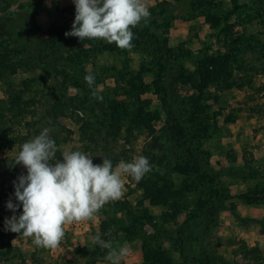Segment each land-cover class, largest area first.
Instances as JSON below:
<instances>
[{
	"label": "rangeland",
	"instance_id": "1",
	"mask_svg": "<svg viewBox=\"0 0 264 264\" xmlns=\"http://www.w3.org/2000/svg\"><path fill=\"white\" fill-rule=\"evenodd\" d=\"M8 1L9 7L1 11L0 16L18 15L22 19L23 15H27L31 25L37 29L36 33L48 35L54 25L71 30L75 18L73 0ZM254 1L147 0L151 17L135 29H150L168 43L171 54L165 79L167 106H164L163 97L153 85L155 68L151 41L132 42L133 47L128 50L117 47L114 51H107L101 48L103 44H109L104 40H79L80 46L89 51L87 58L81 54L75 59L79 63L74 68L75 73L95 75L94 87L100 90L102 102L91 96L92 89L84 79L77 88L61 73L56 77L54 69H51L50 75L39 67L11 78L17 89H25V100L34 96L36 100L40 99L37 107L41 114H46L55 104L69 103L66 104V112H61L58 106L55 112L50 110L47 122L36 124L41 131L50 129V136L56 134L64 139L69 135L68 141L58 145L61 151H82L92 157L94 164H101L103 158L112 157H118L115 165L121 160L131 162L140 155L147 157L150 163L153 156L158 160L163 158L162 164L154 165L163 173L161 178H164V184L171 187L174 199L170 201L172 206L170 203L152 204L143 197L141 180L137 182L131 176H125L124 195L118 201L128 202L138 215H141L140 209L147 208L150 218L140 216L142 220H137L135 216H126L125 212L114 214L108 203L92 221L66 226L65 239L59 248L37 247L32 238L5 229V218L13 214L19 216L7 210L10 199L16 203L14 178L3 174L5 169L13 166L21 149L22 145H15L0 152V264H110L106 259L108 249L94 245L91 237L100 233L101 224L112 218L118 227L123 224L132 227L137 221L136 231H141L142 227L148 233V245L163 251L166 255L164 263L167 264H203L194 258L206 257L211 259L210 264H264V230L260 223L253 221L264 218V205H248L238 198L241 193L251 192L250 189L256 185L264 186V72L255 73L253 70L255 58L260 57L264 62V24L259 16V12L260 15L264 13V0ZM248 2L250 6L241 8ZM230 30L235 37L243 35L240 45L246 49L242 64L244 71L234 63V78L253 76L254 87L245 85L243 88L222 90L213 83L201 94L191 82L178 79L184 73L194 74L198 80L197 70L203 66L206 56L230 53L231 45L225 38ZM5 31L4 27L0 28V43L4 40L2 32ZM54 63L70 69L73 62L57 58ZM129 79L144 81L147 90L139 98L126 94ZM6 87L0 82V97H6ZM113 99L126 103L130 110L142 108L146 121L133 122L131 117L125 118L120 123L117 140L111 143V154L106 150L93 156L86 149L87 141L83 140L80 131L82 121L77 122L76 114L93 122L98 120L100 123L105 118L112 121L109 106ZM199 106H203L204 110H199ZM169 110L173 113L171 119ZM192 115L204 120L205 124L198 126L189 120ZM229 115H235L234 122L228 120ZM37 118L28 117L27 120L36 121ZM177 120L185 126L189 144L199 151L203 167L217 171L234 169V174L220 177V184L222 194L230 196L226 205L235 204L242 218H237L229 209L209 207L201 217L191 221L188 229L182 226L189 213L196 209L197 200L203 197L206 188H197L192 183L193 166H187L188 158L185 160L181 148L182 138L171 127ZM24 122L16 120L11 123L14 135L35 133V128H27ZM204 127H209V130L204 132ZM196 133L198 140H194ZM180 163L187 170L179 168ZM14 167L16 177L21 175L20 172L27 174L22 165ZM249 167L256 170L254 174L249 172ZM111 241L113 247L119 242V245L127 243L130 248V254L122 258L121 264L152 263L144 257L141 238L126 239L120 232L119 237Z\"/></svg>",
	"mask_w": 264,
	"mask_h": 264
},
{
	"label": "trees",
	"instance_id": "2",
	"mask_svg": "<svg viewBox=\"0 0 264 264\" xmlns=\"http://www.w3.org/2000/svg\"><path fill=\"white\" fill-rule=\"evenodd\" d=\"M252 1L254 0H251V2ZM9 4L10 2L8 0H0V12L8 8ZM249 4L250 3L248 2L247 5L241 8H246L247 6H250ZM259 16L264 24V13L263 15H260L259 12ZM3 27L6 31L2 32L4 40L0 43V82H3L7 85V87L4 89L6 97H0V152L10 150L15 145L21 146L23 143L31 140L33 136L35 137L39 135L41 127H36V124H43L47 122L46 118L51 114L50 110L55 112L58 106H60L61 112H66V104H69L68 102L63 101L59 104H55L52 109H48L46 114H41L38 112L37 107V103L40 99L36 100V96H34L33 99L25 100L23 97L25 89H17L14 86L13 79L11 78L18 75L20 72H31L36 68L41 67L45 69L49 75L52 72L51 69H54V71L57 72L55 73L56 77L61 73L69 80L70 84L72 83L78 88L80 84L82 85L86 73L83 72L81 75H77L75 73L76 70H74V68L76 69L79 65L78 61L75 59L80 57L81 54H84L83 56L87 58V51H89L88 49L80 46L78 38L72 36L66 37L64 35L65 32L70 31L66 27H58L54 25L53 30L48 35L36 33L37 29L31 25L30 18L27 15H23L22 19L21 17L19 18L18 15L0 16V28L2 29ZM132 31L134 33V39L132 42L138 41L145 43L147 41H151L153 44V68H155V79L153 80V85L155 91L163 97L164 106H167L168 98L165 89V79L171 54L168 43L165 39L161 40L158 34L154 31L151 32L150 29H148V31H142L133 28ZM232 32L233 31L230 30L225 34L226 40H229L231 45L229 49L230 53L206 56L203 60V66L199 67L197 70V73L199 74L198 80L194 74L186 75L184 73H181L178 79L182 78L184 82H191L195 88L200 90L201 94H203L213 83H216V86H219L222 90L231 89L233 87L243 88L245 85H248L251 88L254 87L253 76H248L246 78L241 77L239 79L234 78L235 64L237 68L244 71L245 67L242 64L244 63L243 60L246 49L240 45L241 40L244 38L243 35L235 37ZM101 48L102 50L114 51L117 46L114 43L103 44ZM242 48L244 49L243 51H241ZM254 52L257 53L256 50H254ZM262 57H264V54ZM57 58H67L72 61L73 63L71 68L67 69L56 65L54 60ZM239 60H241L240 63ZM255 60V67H253L255 73H259V71L264 72V62H261L262 59L257 57ZM49 62L52 63V65H50ZM139 80L140 81L136 82L129 79V85L126 88L127 95L138 96L139 98L140 95L146 92L147 87L144 81L141 79ZM24 84H26V82ZM259 90H261V88ZM109 108L111 109V113L113 115L112 121L105 118L104 121H101L100 123L98 120L93 122L88 119H83L79 116V114H76L78 118L76 119L77 122L82 121L80 131L83 140L87 141L86 149L90 150L93 156L98 154L99 151L105 152L106 150L109 154H111V143L117 140L121 131L120 123L125 118L127 119L128 117H131V121L133 122H135V120L140 122L146 121V118L143 116L142 108H138L137 111H135V109L130 110L126 103L114 99L111 101ZM199 110H204L203 106H199ZM172 114V111L169 110L170 119ZM36 116H38L36 121L27 120L28 117L34 118ZM229 116L228 120H233L231 122H234L235 115ZM16 120H19V122L25 121L24 125L26 124L27 128L28 126L32 129L35 128V133L32 134L29 132L26 135H14L11 123ZM189 120L195 122L198 126L205 124L204 120L199 119L197 116L192 115ZM171 127L174 129L175 133L182 138L181 148L183 150L185 160L188 158L187 166H193L192 171L194 172V178L192 179V183L195 184L197 188H206V192L203 194V197L197 200L196 209L189 213L182 226L188 229L191 225V221L201 217L209 207H216L222 210L229 209L237 218H242L238 213L235 204L230 206L226 205V201L230 198V196L222 194L223 191L220 184V177L223 174H234V169L228 168L227 170L222 169L217 171L212 168L203 167L199 159V151L194 149L189 144V140L186 137L187 133L185 126L177 120V122L171 125ZM204 128H206V131L204 132H207V129L209 130V127ZM194 137V140H198L197 138H199V135H194ZM51 138L55 140L58 146L61 142L68 141L69 135L67 134L64 139H60L56 134H54ZM58 149L59 151L57 152V157L58 159H62V157H60L62 151L60 148ZM155 158V156L151 158L152 161L150 164L152 165V170L149 172V175L144 176L140 181V187H142L144 191L143 197L144 199L149 200L152 204L170 203V201L174 199L172 198L171 187L164 184V178H161L163 173L161 174L160 170L154 165L155 163L158 165L162 164L163 158H160L159 160ZM108 159L112 161L113 166L118 161V157ZM1 161L2 159H0V162ZM179 168L187 170V168H185L181 163ZM255 171L256 170L254 168L249 167L250 173L254 174ZM15 172L16 168L11 165L4 170L3 174L13 176L15 181V179H17ZM19 174H22V172ZM162 179L163 183L160 184ZM250 191L251 192L241 193L238 198L244 200V202L248 205H264V195H262L264 194V186L256 185L254 188L250 189ZM259 194H261V196ZM176 200L175 204H178ZM141 202L143 203V201ZM109 205L112 208V213L114 214L125 212L126 216H130L131 218L132 216H135L137 220H140L141 217L143 219L150 218L148 209L144 207L140 209L141 215H138L132 211L128 202L114 201L110 202ZM170 205L172 206V202ZM7 210L13 213L8 208ZM15 213L20 215L22 213V206L17 209ZM253 221L260 223L264 230V218ZM137 226L138 222L136 221L132 227L128 224H123L118 227L116 223L113 222L112 218L101 224V238L105 241H109L114 238L116 239L119 237L120 232L124 234L126 239L141 238L143 241L142 246L145 259H150L152 262L151 264H167L164 263L166 255L163 251L152 249V246L148 245L150 236H148L146 231L142 230V227L141 231H136ZM0 247H2V244H0ZM194 260H196V262H203V264L211 263V259L209 257H206L205 259L194 258Z\"/></svg>",
	"mask_w": 264,
	"mask_h": 264
},
{
	"label": "clouds",
	"instance_id": "3",
	"mask_svg": "<svg viewBox=\"0 0 264 264\" xmlns=\"http://www.w3.org/2000/svg\"><path fill=\"white\" fill-rule=\"evenodd\" d=\"M75 18L65 36L81 41L104 40L128 50L133 47V28L151 17L147 0H73ZM95 75L88 73L84 80L92 89L91 96L103 101L94 87ZM58 146L44 128L39 135L22 144L14 165H22L26 175L14 181L15 198L7 208L13 213L22 206V213L5 218V229L32 238L37 247L55 250L65 239L68 225L92 221L108 203L120 200L125 191L123 177L131 176L139 182L152 170L143 155L131 162L121 160L115 167L108 158L94 164L92 157L82 151L64 150L58 159ZM94 245L108 249L110 264H121L130 254L127 243L113 247L101 234L91 237Z\"/></svg>",
	"mask_w": 264,
	"mask_h": 264
}]
</instances>
